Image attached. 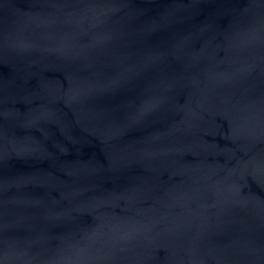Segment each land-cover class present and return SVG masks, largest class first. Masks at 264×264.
Here are the masks:
<instances>
[{"label": "water", "instance_id": "95a60500", "mask_svg": "<svg viewBox=\"0 0 264 264\" xmlns=\"http://www.w3.org/2000/svg\"><path fill=\"white\" fill-rule=\"evenodd\" d=\"M0 264H264V0H0Z\"/></svg>", "mask_w": 264, "mask_h": 264}]
</instances>
